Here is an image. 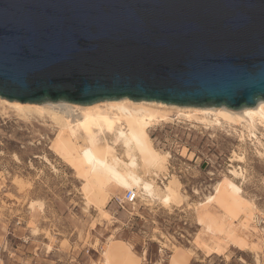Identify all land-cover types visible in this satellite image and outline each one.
Instances as JSON below:
<instances>
[{
  "label": "water",
  "instance_id": "95a60500",
  "mask_svg": "<svg viewBox=\"0 0 264 264\" xmlns=\"http://www.w3.org/2000/svg\"><path fill=\"white\" fill-rule=\"evenodd\" d=\"M0 97L254 107L264 0H0Z\"/></svg>",
  "mask_w": 264,
  "mask_h": 264
},
{
  "label": "rangeland",
  "instance_id": "374dc122",
  "mask_svg": "<svg viewBox=\"0 0 264 264\" xmlns=\"http://www.w3.org/2000/svg\"><path fill=\"white\" fill-rule=\"evenodd\" d=\"M3 101L0 264H264V125L256 130L262 146L227 123L176 120L150 128L154 146L171 155L154 180L161 189L172 182L178 197L149 202L137 194L134 204L119 205L115 199L126 191L112 189L105 218L87 205L84 179L50 150L57 134L51 119L24 118ZM224 177L253 204L252 226L259 231L246 238V251L232 246L224 256L205 258L196 238L210 239L197 223V209L219 210L200 204Z\"/></svg>",
  "mask_w": 264,
  "mask_h": 264
},
{
  "label": "bare ground",
  "instance_id": "6f19581e",
  "mask_svg": "<svg viewBox=\"0 0 264 264\" xmlns=\"http://www.w3.org/2000/svg\"><path fill=\"white\" fill-rule=\"evenodd\" d=\"M3 103L9 104L24 118L36 114L51 119L57 134L51 141L50 150L84 179L83 194L87 205L96 207L105 218L109 217L107 204L112 189L133 190L149 202L162 200V196L170 201L178 197V190L172 182L161 189L154 180L166 170L165 164L171 158L170 153H163L154 146L149 129L156 125L176 120L199 122L209 127L227 123L244 128L248 138L262 146L256 130L259 124L264 125V100L254 107L239 110L226 106L180 107L161 102H134L128 98L88 106L67 102ZM231 173L234 176L239 174L234 169ZM164 203L168 204V201ZM213 204L218 211L197 209V223L210 239L208 243L196 238L197 247L204 250L205 258L224 256L232 246L246 251V238L259 231L252 226L253 204L242 196V189L234 179L228 177H224L215 193L200 205Z\"/></svg>",
  "mask_w": 264,
  "mask_h": 264
},
{
  "label": "built area",
  "instance_id": "2783aa9c",
  "mask_svg": "<svg viewBox=\"0 0 264 264\" xmlns=\"http://www.w3.org/2000/svg\"><path fill=\"white\" fill-rule=\"evenodd\" d=\"M137 200H138V195L133 190L126 191L122 199L120 198L115 199L116 203L119 205H123V204L131 205V204H134Z\"/></svg>",
  "mask_w": 264,
  "mask_h": 264
}]
</instances>
